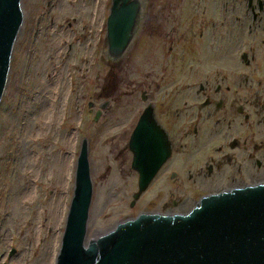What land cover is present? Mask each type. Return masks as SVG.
I'll use <instances>...</instances> for the list:
<instances>
[{"label": "rangeland", "instance_id": "obj_1", "mask_svg": "<svg viewBox=\"0 0 264 264\" xmlns=\"http://www.w3.org/2000/svg\"><path fill=\"white\" fill-rule=\"evenodd\" d=\"M170 1L147 0L132 47L114 63L106 53L111 0H21L0 101V264H55L84 139L93 184L87 243L162 205L153 188L130 206L138 181L128 122L142 108L144 84L162 76V54L175 48L174 21L167 15L156 29L151 17ZM242 41L254 44L237 37L229 48Z\"/></svg>", "mask_w": 264, "mask_h": 264}, {"label": "flooded vegetation", "instance_id": "obj_2", "mask_svg": "<svg viewBox=\"0 0 264 264\" xmlns=\"http://www.w3.org/2000/svg\"><path fill=\"white\" fill-rule=\"evenodd\" d=\"M167 15L175 48L188 47L178 56L166 48L162 76L144 84L142 108L128 122V153L138 181L131 141L146 116L147 156L168 157L141 194L154 188L163 203L140 214L174 216L205 197L264 183V0H172L151 16L156 29ZM237 37L254 44L229 48Z\"/></svg>", "mask_w": 264, "mask_h": 264}, {"label": "water", "instance_id": "obj_3", "mask_svg": "<svg viewBox=\"0 0 264 264\" xmlns=\"http://www.w3.org/2000/svg\"><path fill=\"white\" fill-rule=\"evenodd\" d=\"M144 3L148 6L147 0H111L106 53L112 62L132 47L145 17ZM23 19L21 0H0V101ZM145 118H140L131 141L132 168L139 174L138 192L131 205L168 157L166 150L147 156L145 150L152 146L141 138ZM92 194L84 139L55 264H264V183L205 197L183 215L139 214L87 243Z\"/></svg>", "mask_w": 264, "mask_h": 264}]
</instances>
